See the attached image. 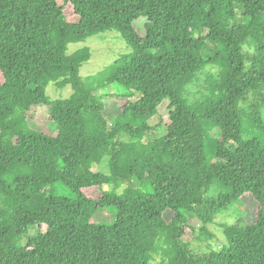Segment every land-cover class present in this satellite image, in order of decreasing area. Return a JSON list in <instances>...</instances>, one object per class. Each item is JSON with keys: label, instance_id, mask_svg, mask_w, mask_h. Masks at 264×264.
<instances>
[{"label": "trees", "instance_id": "1", "mask_svg": "<svg viewBox=\"0 0 264 264\" xmlns=\"http://www.w3.org/2000/svg\"><path fill=\"white\" fill-rule=\"evenodd\" d=\"M104 32L130 51L84 84L91 52L68 46ZM0 74V264H264V0H0ZM105 85L137 100L109 115ZM165 100L169 122L149 125ZM35 107L53 134L30 126ZM56 184L74 199L47 195ZM243 197L253 220L192 253L191 218L207 233ZM101 209L111 225L92 222Z\"/></svg>", "mask_w": 264, "mask_h": 264}, {"label": "rangeland", "instance_id": "2", "mask_svg": "<svg viewBox=\"0 0 264 264\" xmlns=\"http://www.w3.org/2000/svg\"><path fill=\"white\" fill-rule=\"evenodd\" d=\"M65 16L69 21H74L76 17L73 15L70 7L66 6L64 9ZM87 47L91 52L90 60L84 64L79 69V77L84 84H87V77L92 75H99L102 73L103 69L109 65H111L121 54L127 53L130 50L126 47L123 39L118 33L115 32H104L86 39L85 42H80L76 44H70L68 46V54H71L81 48ZM202 79L204 77L202 76ZM2 82V76L0 74V83ZM202 85V83L200 84ZM199 88L197 86H189L188 92L191 97H198L197 93ZM122 91L115 85H105L103 88L97 91L98 95H102L107 99L106 108L107 114L113 115L115 112L114 107L122 106L125 100L136 101L137 97L133 98H125L124 95L120 94ZM45 94L52 100L54 99H66L72 94V89L70 86H66L63 89H58L52 84L48 85L45 88ZM168 101L165 100L158 107V115L147 121L149 125H155L160 120L163 123H168V109L167 106ZM32 108L27 114V121L30 123V126L34 129H38L41 132L53 134V128L50 123L49 116L47 115L44 108ZM41 111V112H40ZM264 121V115H263ZM261 131H258L255 127H252L251 124H247L243 128L242 139L244 141L250 139H261L260 135ZM217 131L213 134L215 137H219L217 135ZM93 170L98 171H107V163L106 160L97 166H93ZM50 189V188H49ZM47 189V195H52L58 198L65 199H74V196L71 192L63 187L60 184H56L53 186L51 191ZM105 190H110L111 187L104 186ZM144 192L149 191L146 189ZM87 194L89 196H98L99 192L92 190L88 191ZM244 204L234 203L228 207L227 210L219 213L214 221L207 225V233L200 231V221L197 218H191L190 225L194 228V231L189 232L183 240L187 242L190 246L192 253L194 254H205L212 250H217L224 245H226L225 236L223 233L224 226L227 224H233L238 221L248 222L252 221L255 211L256 205L252 198L243 197ZM115 210L111 209H101L92 217V222L101 225H111L115 218ZM171 215H166V219H168ZM37 236V229L35 226L29 228L28 234L22 238L17 239L18 246H24L27 244L29 239H32Z\"/></svg>", "mask_w": 264, "mask_h": 264}]
</instances>
